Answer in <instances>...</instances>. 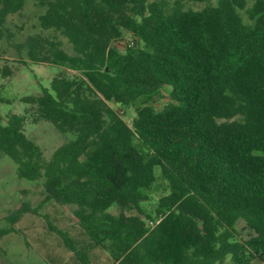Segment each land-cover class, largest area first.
<instances>
[{"label":"trees","instance_id":"16d2710c","mask_svg":"<svg viewBox=\"0 0 264 264\" xmlns=\"http://www.w3.org/2000/svg\"><path fill=\"white\" fill-rule=\"evenodd\" d=\"M185 1L204 0H39V26L71 52L38 34L20 45L75 71L21 97L72 138L47 158L10 112L0 151L46 199L72 206L85 239L58 232L79 264H97L96 249L105 264H264V0ZM24 2L0 0V35ZM124 32L133 40L121 50ZM165 87L170 101L157 109ZM111 103L133 110L130 123Z\"/></svg>","mask_w":264,"mask_h":264},{"label":"rangeland","instance_id":"374dc122","mask_svg":"<svg viewBox=\"0 0 264 264\" xmlns=\"http://www.w3.org/2000/svg\"><path fill=\"white\" fill-rule=\"evenodd\" d=\"M254 0H247L246 9ZM217 0L200 2L185 1L184 8L200 9L207 4H215ZM246 9L239 13L246 23H252ZM43 7L39 0H25L18 13L10 14L0 35V67L7 66L11 74L0 76V123L10 113H20L26 118L25 134L35 141L49 158L53 150L72 138L71 133H61L49 121L38 119L30 106L21 100L25 95H35L41 88H49L51 78L57 74L73 75L75 71L52 65L46 61H33L27 56V48L20 46L29 35H40L43 39L60 42V46L71 52L67 39L58 32L43 30L38 24V16ZM130 33L124 32L123 39L114 44L123 49L127 41H132ZM169 88L162 90V96H156L153 104L160 109L170 101ZM124 119L130 123L132 109L120 108ZM163 193L162 189L152 192V199L142 203L143 211L152 212L156 197ZM25 211L14 216L17 209ZM116 213V209H111ZM137 213V211H130ZM144 217V216H143ZM11 227V231L0 235V264H79L73 252L64 244L59 230L77 241L85 236L76 224L72 214V206L59 204L45 198L40 180L29 181L18 177L15 164L0 151V229ZM236 228L242 237H248L252 231L244 220L239 219ZM97 264H105L106 254L94 250Z\"/></svg>","mask_w":264,"mask_h":264},{"label":"built area","instance_id":"2783aa9c","mask_svg":"<svg viewBox=\"0 0 264 264\" xmlns=\"http://www.w3.org/2000/svg\"><path fill=\"white\" fill-rule=\"evenodd\" d=\"M149 224H153V221H148Z\"/></svg>","mask_w":264,"mask_h":264}]
</instances>
